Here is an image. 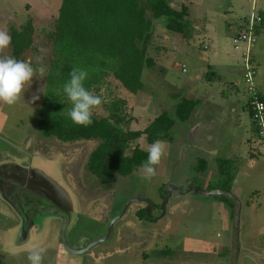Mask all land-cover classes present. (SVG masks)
<instances>
[{
	"label": "rangeland",
	"instance_id": "374dc122",
	"mask_svg": "<svg viewBox=\"0 0 264 264\" xmlns=\"http://www.w3.org/2000/svg\"><path fill=\"white\" fill-rule=\"evenodd\" d=\"M168 2L177 10L182 5L187 7L188 17L195 28L193 35L187 40L180 34L167 31L163 26L164 18L154 21V33L147 53L154 58L156 65L143 70L145 92L131 95L116 82L111 83V88L115 95L125 99V113L132 130H142L162 109H171L175 97L197 98L200 103L188 122L179 123L172 129L173 139L163 142L165 152L156 167V175L151 180H144L142 176L131 180L119 178L116 195L132 194L158 200L162 184L211 190L222 184L218 161L229 159V174L235 175L230 191L242 204L241 242L250 252L242 253L241 262L264 264V134L252 135L255 124L248 114L249 94L242 78V56L232 44L240 17H246L251 12V0ZM60 4L61 0H0V31H7L11 35V29H19L31 17L35 49L31 48L22 56L26 57L25 61H31L34 69H45L50 44L46 32L42 30L52 27ZM256 7L258 10L264 8V0H256ZM263 50L264 32H261L254 56L257 70L255 83L260 93L264 91ZM0 56L11 57V45L0 52ZM209 72L213 73L212 77H206ZM44 92L45 75L41 77L37 73L25 85L14 105L0 102V138L18 139L25 132L36 129ZM33 95H38L39 99L33 101ZM96 111L103 112L101 107ZM191 124H195L194 132L188 130ZM250 138L252 141L248 143L247 139ZM136 142L145 151L151 145L140 137L131 143V149ZM57 144L61 149L55 156L57 160H32L33 165L52 178L53 185L65 183L67 173L75 179L79 177L81 182L97 183L96 177L86 168L87 159L98 144L97 139L57 140ZM198 157L206 161L203 171L195 168ZM63 164L66 174L65 171L62 173ZM141 172L138 170L136 173ZM72 185L76 187L74 183H68L67 188L78 197ZM79 196L83 197V194L79 193ZM216 197L204 196L195 190L173 193L165 215L154 222L144 221L142 225L147 229L144 233H148V229H161L159 235L152 231L148 235H158L156 250H163L166 246L173 253L172 257H161L154 253L160 259L153 258L148 262L130 260L125 264H229L231 208ZM48 228L52 238L58 235L55 223L42 231L40 240L44 243H40L39 247L49 243L50 247L53 246V250L43 253L42 263L50 262L56 251V241L45 236ZM13 235L14 230L5 231L3 242L7 244ZM4 243L5 252L0 256V262L29 264L28 251L6 249ZM225 247H228L229 253L221 255ZM91 261L88 264L124 263L121 255L117 257L108 253L103 257L94 256Z\"/></svg>",
	"mask_w": 264,
	"mask_h": 264
},
{
	"label": "trees",
	"instance_id": "16d2710c",
	"mask_svg": "<svg viewBox=\"0 0 264 264\" xmlns=\"http://www.w3.org/2000/svg\"><path fill=\"white\" fill-rule=\"evenodd\" d=\"M258 14L261 22L257 34L264 32V8L259 9ZM188 15L185 5L177 10L168 0H61L52 27L42 30L46 32L50 53L44 64L45 92L37 121L39 135L61 141L97 139L98 144L90 153L86 168L103 185L142 167L148 152L137 142L131 149V143L140 137L149 144L157 140L171 141L172 129L188 122L200 100L183 95L175 97L171 109H162L142 130H132L125 113L126 101L113 93L111 83L116 82L131 95L145 92L143 70L156 65L147 53L154 33L153 22L164 18L163 26L167 31L188 40L195 30ZM33 32L31 17L19 29H11V57L26 60L22 55L35 49ZM73 68L88 72L84 87L102 100L98 107L103 112L98 113V107L93 108V123L87 127L74 124L67 115L72 104L64 92V85ZM209 73L206 77L213 76ZM258 98L264 101V93L258 92ZM247 105L250 116L249 101ZM254 129L252 135H260L256 124ZM230 163L229 159L218 161L222 184L216 188L231 190L235 175L229 174ZM195 168L203 171L206 161L198 158ZM216 198L230 206L231 219L232 201L226 196ZM228 253L225 247L221 255ZM172 254L167 247L158 252L161 257H172Z\"/></svg>",
	"mask_w": 264,
	"mask_h": 264
},
{
	"label": "flooded vegetation",
	"instance_id": "af4514ba",
	"mask_svg": "<svg viewBox=\"0 0 264 264\" xmlns=\"http://www.w3.org/2000/svg\"><path fill=\"white\" fill-rule=\"evenodd\" d=\"M194 125L191 124L188 130L194 132ZM57 140L39 135L37 127L18 139L0 138V256L5 252V231L14 230L13 238L7 244L4 243L6 249L27 252L33 246L39 247L40 243H44L40 240L42 231L55 223L57 238H52L49 228L45 232L46 237L56 241L51 264H88L94 256L103 257L106 253L117 257L121 255L123 264L130 260L137 262L141 259L148 262L153 258L158 259L154 253L160 251L156 247L158 235L162 231L159 228L148 229L149 232L158 234L148 235L150 233H144L147 229L142 225L144 221L154 222L165 215L169 200L162 216L161 203L164 199V187L170 184L160 186L158 200L132 194L116 195L119 178L138 179L143 172H136L142 171V167L136 168L130 175L118 176L109 184L103 185L97 178V183L93 184L81 182L79 177L75 179L70 173L66 174L63 164L65 183L57 182L53 185L52 178L33 165L32 160H57L55 156L61 150ZM68 183L76 185L72 186L78 197L71 194L67 188ZM123 221L125 222L122 224ZM50 244L42 247L45 249L44 253L53 250Z\"/></svg>",
	"mask_w": 264,
	"mask_h": 264
},
{
	"label": "clouds",
	"instance_id": "9594fccd",
	"mask_svg": "<svg viewBox=\"0 0 264 264\" xmlns=\"http://www.w3.org/2000/svg\"><path fill=\"white\" fill-rule=\"evenodd\" d=\"M12 41L7 31H0V52L7 49ZM45 75L44 67L34 69L31 61L17 60L10 56H0V102L9 106L14 105L25 89V85L32 81L34 75ZM70 79L64 85V92L72 107L67 115L71 121L80 126H90L92 109L101 105L99 96L93 95L84 87L88 72L84 69L73 68ZM38 95H33L32 100H38ZM146 162L142 164V179L151 180L156 175V165H159L165 152V144L160 140L153 142L147 149ZM45 249L33 246L28 249L29 264H42ZM15 254V253H14Z\"/></svg>",
	"mask_w": 264,
	"mask_h": 264
},
{
	"label": "built area",
	"instance_id": "2783aa9c",
	"mask_svg": "<svg viewBox=\"0 0 264 264\" xmlns=\"http://www.w3.org/2000/svg\"><path fill=\"white\" fill-rule=\"evenodd\" d=\"M258 11L256 0H251V12L244 18L242 27L233 34L232 44L235 50L241 52L242 56V78L249 94L250 117L259 128L260 134H264V101L258 98V91L255 83L257 72L255 64L252 61L253 50L258 39L256 29L261 22Z\"/></svg>",
	"mask_w": 264,
	"mask_h": 264
},
{
	"label": "water",
	"instance_id": "95a60500",
	"mask_svg": "<svg viewBox=\"0 0 264 264\" xmlns=\"http://www.w3.org/2000/svg\"><path fill=\"white\" fill-rule=\"evenodd\" d=\"M190 190H195L201 195L204 196H226L228 197L233 203V212L231 218V234H230V253H229V264H242L240 256L245 251L249 252L248 248H246L241 242V210L242 204L241 201L235 196V194L229 190L220 189V188H213L211 190H203L196 186H188L185 189H178L171 185H166L164 187V199L161 203L162 214L165 211V205L167 204L171 192L182 194L187 193ZM148 216H150L149 212L147 211ZM64 235V232H63ZM65 238V236H64ZM250 253V252H249ZM245 256V255H244ZM243 256V257H244ZM248 256V255H246Z\"/></svg>",
	"mask_w": 264,
	"mask_h": 264
},
{
	"label": "crops",
	"instance_id": "0c3cea01",
	"mask_svg": "<svg viewBox=\"0 0 264 264\" xmlns=\"http://www.w3.org/2000/svg\"><path fill=\"white\" fill-rule=\"evenodd\" d=\"M244 18H245V16H241L240 17V20H239V22H238V24H237V26H236V30L234 31V32H236L238 29H240L241 27H242V23H243V20H244ZM263 32V31H262ZM261 33V31L257 34L258 36H259V34ZM263 55H264V50H263ZM254 56H256V46H255V51H253V58H254ZM259 92V91H258ZM260 93V92H259ZM262 94L264 93V91H262L261 92ZM234 103H235V101H234ZM248 114H249V112H248ZM250 117V116H249ZM252 131V130H251ZM251 138L250 139H247V142L248 143H251ZM213 151H216L215 149L213 150Z\"/></svg>",
	"mask_w": 264,
	"mask_h": 264
}]
</instances>
